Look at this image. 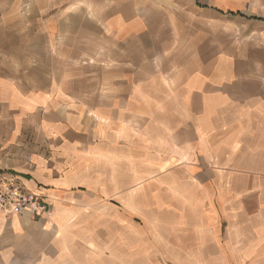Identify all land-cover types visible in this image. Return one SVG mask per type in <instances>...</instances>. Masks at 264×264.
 Masks as SVG:
<instances>
[{
  "label": "crops",
  "instance_id": "crops-1",
  "mask_svg": "<svg viewBox=\"0 0 264 264\" xmlns=\"http://www.w3.org/2000/svg\"><path fill=\"white\" fill-rule=\"evenodd\" d=\"M182 1L0 6V177L51 206L0 210V264H149L181 209L173 232L239 223L237 264H264V201L243 222L233 185L264 178V17Z\"/></svg>",
  "mask_w": 264,
  "mask_h": 264
},
{
  "label": "rangeland",
  "instance_id": "rangeland-1",
  "mask_svg": "<svg viewBox=\"0 0 264 264\" xmlns=\"http://www.w3.org/2000/svg\"><path fill=\"white\" fill-rule=\"evenodd\" d=\"M11 1L12 0H0V6L3 4H9ZM182 2L183 8L191 9L196 7L195 5L185 4V0ZM202 4H204L203 1ZM230 4L249 14H257L258 16L264 17V0H230ZM197 7L202 8L203 6L198 5ZM215 24L220 23L215 22ZM238 29H240V27ZM233 185L237 187V193L241 192L240 200L244 204L241 216L245 218L242 219L243 222H247L248 216L256 211L252 208L253 204H255L257 200L262 199L264 201V178L237 177V179L234 178ZM250 187L258 192L251 193ZM238 195L240 194H237V196ZM237 200H239L238 197ZM200 211L201 210L194 211L181 209L175 211L171 210L165 213V217L163 218L164 221L167 222L164 226L166 239L161 241L160 245L161 248L164 249L166 256H164V258L161 256L151 257L149 264H237V257L234 255V247H237V239L235 238L230 242L228 236L229 234L231 235L240 230V227L242 226H239V223L238 225H226V235L220 234L219 242L213 244L205 241L208 237H206L207 239L201 238L203 235L197 237L195 234H186L185 229H188V225L186 224L178 226L182 230L173 232L175 225H172V222H175L180 217L182 222H194L196 218L200 216ZM207 249L210 250L207 251ZM223 249L228 252V256L221 255L224 252ZM193 251L197 253L192 254L191 252ZM206 252H208L209 255Z\"/></svg>",
  "mask_w": 264,
  "mask_h": 264
},
{
  "label": "built area",
  "instance_id": "built-area-1",
  "mask_svg": "<svg viewBox=\"0 0 264 264\" xmlns=\"http://www.w3.org/2000/svg\"><path fill=\"white\" fill-rule=\"evenodd\" d=\"M0 210L7 214L23 216L50 215L51 206L41 196L31 194L13 175L0 177Z\"/></svg>",
  "mask_w": 264,
  "mask_h": 264
},
{
  "label": "trees",
  "instance_id": "trees-1",
  "mask_svg": "<svg viewBox=\"0 0 264 264\" xmlns=\"http://www.w3.org/2000/svg\"><path fill=\"white\" fill-rule=\"evenodd\" d=\"M259 19V18H258Z\"/></svg>",
  "mask_w": 264,
  "mask_h": 264
}]
</instances>
